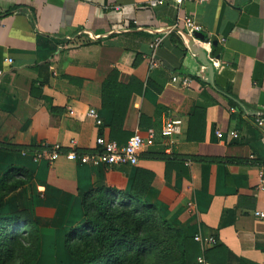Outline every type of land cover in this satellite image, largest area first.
<instances>
[{"label":"crops","instance_id":"obj_1","mask_svg":"<svg viewBox=\"0 0 264 264\" xmlns=\"http://www.w3.org/2000/svg\"><path fill=\"white\" fill-rule=\"evenodd\" d=\"M147 2L0 0V179L16 186L3 210H27L41 244H63L85 219L82 197L109 189L215 238L193 239L191 264H264V0ZM166 115L182 120L171 152ZM136 131L156 136L134 165L33 158L42 142L89 152L97 136L123 144Z\"/></svg>","mask_w":264,"mask_h":264},{"label":"trees","instance_id":"obj_2","mask_svg":"<svg viewBox=\"0 0 264 264\" xmlns=\"http://www.w3.org/2000/svg\"><path fill=\"white\" fill-rule=\"evenodd\" d=\"M9 176L0 179V264H38L40 229L31 214L3 210L4 198L16 188L6 186ZM111 194L97 189L82 197L85 219L65 234L63 243L69 257L81 264L192 263L198 254L192 238L151 204L128 194L118 201Z\"/></svg>","mask_w":264,"mask_h":264},{"label":"built area","instance_id":"obj_3","mask_svg":"<svg viewBox=\"0 0 264 264\" xmlns=\"http://www.w3.org/2000/svg\"><path fill=\"white\" fill-rule=\"evenodd\" d=\"M187 0H148L147 4L150 6H156L157 4L163 2H173L176 4H180ZM199 2H203L206 0H198ZM181 23L183 25L184 30L191 36H193L194 32H199L201 30V26L194 20L192 16H184L181 18ZM200 45L206 50L210 49V42L206 44L204 42L200 43ZM209 59L213 62V57L208 55ZM10 59H8V62ZM215 64V63H214ZM2 70H0V74ZM173 82L179 81L181 85H188L190 79L178 78L177 76L172 77ZM89 115L95 116V112L90 110ZM96 123H101L99 118H96ZM257 123L262 125L261 118L257 119ZM182 125V120L176 117H172L170 115H166L162 126L160 129V135L165 140V150L171 152V147L174 143V136L180 132V128ZM229 135L231 137H238V133L234 130L229 131ZM155 132L149 131L146 133H141L139 131L134 132L125 143L118 144L115 141L108 140L103 136H97L95 138L96 148L93 151L83 152L74 147L75 140H70L69 149L64 150L62 148L61 143L55 142L53 144H48L46 142H42L37 146V149L33 152V158L35 161L46 160L49 164L54 162L59 157L63 156L65 159L73 162H77L80 164L92 165V166H113V165H134L138 162L139 152L149 146H152L155 141ZM218 137H223L222 132H217ZM260 184L261 187L264 188V167L261 169L260 174ZM254 215L264 218V212L262 211H254ZM193 239L197 242H206L208 244H214L216 242L215 238L211 236L201 237L200 234H196L193 236ZM199 262L202 264H206L205 261L200 257Z\"/></svg>","mask_w":264,"mask_h":264},{"label":"rangeland","instance_id":"obj_4","mask_svg":"<svg viewBox=\"0 0 264 264\" xmlns=\"http://www.w3.org/2000/svg\"><path fill=\"white\" fill-rule=\"evenodd\" d=\"M22 229L26 228L22 227ZM23 245L27 246L28 243L23 242ZM29 260H31V258H29ZM38 261V264H81L80 261H77L75 258L69 257L68 254H66L63 244H41Z\"/></svg>","mask_w":264,"mask_h":264},{"label":"water","instance_id":"obj_5","mask_svg":"<svg viewBox=\"0 0 264 264\" xmlns=\"http://www.w3.org/2000/svg\"><path fill=\"white\" fill-rule=\"evenodd\" d=\"M193 36H194V37H197V38H198V37H199V38H202L200 32H194V33H193Z\"/></svg>","mask_w":264,"mask_h":264}]
</instances>
